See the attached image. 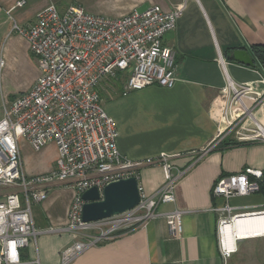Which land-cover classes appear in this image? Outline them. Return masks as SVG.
I'll use <instances>...</instances> for the list:
<instances>
[{
  "label": "crops",
  "instance_id": "crops-1",
  "mask_svg": "<svg viewBox=\"0 0 264 264\" xmlns=\"http://www.w3.org/2000/svg\"><path fill=\"white\" fill-rule=\"evenodd\" d=\"M20 1L23 4L18 5ZM181 1L0 0V85L5 90L4 102L28 91L40 73L27 39L13 30L15 23L28 27L51 3L60 10L80 4L93 14L120 17L153 4L168 11ZM164 43L176 53L178 80L173 87L155 85L123 95L126 77L119 74L106 78L99 92L101 98L102 93L107 95L103 106L115 120L121 153L132 159L167 154L172 157L173 172L184 170L175 182V202L160 203L156 208L158 213L185 210L183 232L173 235L166 218L159 215L88 247L68 264H264L263 217L249 216L239 221L235 234L255 238L239 240L230 258L221 254L214 208L224 204L225 199L213 195V186L222 175L248 166L264 171L263 143L226 146L217 137L226 73L235 83H249L264 90L263 71L228 56L230 49L264 45V0H189ZM257 115L259 119L264 116ZM18 143L26 176L48 174L54 169V143L38 151L24 137ZM138 179L144 192L153 194L164 182L163 168L144 166ZM74 196L69 181H56L48 187L46 198L32 205L34 222L41 233L21 250L18 264H61L63 251L82 240L79 234L63 229L69 223ZM229 203L235 213L263 210L264 193L234 196ZM241 224L251 229L244 230Z\"/></svg>",
  "mask_w": 264,
  "mask_h": 264
},
{
  "label": "built area",
  "instance_id": "built-area-1",
  "mask_svg": "<svg viewBox=\"0 0 264 264\" xmlns=\"http://www.w3.org/2000/svg\"><path fill=\"white\" fill-rule=\"evenodd\" d=\"M188 1L182 0L168 11L153 4L120 17L93 14L80 4L60 10L51 3L28 27L13 25V30L27 39L40 73L28 91L7 103L0 120V264L20 263L21 250L41 233L32 205L44 200L48 187L56 181H69L75 189L69 223L63 229L82 237L63 251L61 264L159 215L166 218L173 235L182 234L186 211L175 208L158 213L156 208L160 203L175 202V182L184 170L173 172L175 166L167 154L132 159L121 153L119 132L103 106L99 86L106 78L123 74V95L155 85L173 87L178 80L176 53L164 43V37L176 27ZM21 4L23 1L18 2ZM221 63L225 64L223 58ZM225 76L219 141L230 137L264 144V116L257 117L264 104V90L235 83L227 73ZM239 106L243 108L236 110ZM20 137L36 151L50 142L55 144L57 159L50 173L26 176ZM147 165L161 166L164 171V182L155 193H145L140 185L141 200L133 209L97 221L82 220L81 195L87 188L97 186L102 191L110 181L138 178L140 169ZM263 177L262 169L248 166L220 176L213 186V195L225 199L214 208L218 213V246L225 259L237 251L241 240L234 235L231 243L226 230L245 214L235 213L229 200L260 192ZM246 213L264 214V209Z\"/></svg>",
  "mask_w": 264,
  "mask_h": 264
},
{
  "label": "water",
  "instance_id": "water-1",
  "mask_svg": "<svg viewBox=\"0 0 264 264\" xmlns=\"http://www.w3.org/2000/svg\"><path fill=\"white\" fill-rule=\"evenodd\" d=\"M233 59L247 66H254L255 62L247 49L237 48L230 54ZM84 204L82 220L97 221L120 215L134 207L141 200L139 179L136 176L120 178L107 183L102 191L97 186L87 188L81 195ZM251 213H245L242 216Z\"/></svg>",
  "mask_w": 264,
  "mask_h": 264
},
{
  "label": "trees",
  "instance_id": "trees-1",
  "mask_svg": "<svg viewBox=\"0 0 264 264\" xmlns=\"http://www.w3.org/2000/svg\"><path fill=\"white\" fill-rule=\"evenodd\" d=\"M232 51L233 49H230L228 52V56L231 59H233V57L230 55ZM247 51L249 52V54L251 55V57L253 58L255 62V65L253 67H256L264 72V45L259 44V43L252 44L247 48ZM221 144L226 145V146H234V145H241L245 143L238 142V141L231 140V139H224L221 141ZM261 191L264 193V177H263V182L261 185Z\"/></svg>",
  "mask_w": 264,
  "mask_h": 264
},
{
  "label": "bare ground",
  "instance_id": "bare-ground-1",
  "mask_svg": "<svg viewBox=\"0 0 264 264\" xmlns=\"http://www.w3.org/2000/svg\"><path fill=\"white\" fill-rule=\"evenodd\" d=\"M243 100H244L245 102L248 101L247 97H244ZM243 106H244V105H243ZM243 106H239V107H237L236 110H241V109L243 108ZM260 110H262V112H260ZM260 110H259L258 113L264 115V104L262 105V107L260 108ZM249 216H258V217H263V218H264V214H257V213L246 214V215H244V216H240V217H238V218L236 219L235 224L232 225V226H229V227L227 228V230H226L227 237H228L229 241H231V243H233L234 235H236L234 231H235V229L237 228V225H239V221H241V220H243L244 218L249 217ZM108 218H109V217H108ZM242 226H243V229H244V230H249V229H251L249 226H246V225L244 226V224H241V225H240V227H242ZM238 237L241 238V239H244V238H249L250 236L242 238V237H240V236L238 235Z\"/></svg>",
  "mask_w": 264,
  "mask_h": 264
},
{
  "label": "rangeland",
  "instance_id": "rangeland-1",
  "mask_svg": "<svg viewBox=\"0 0 264 264\" xmlns=\"http://www.w3.org/2000/svg\"><path fill=\"white\" fill-rule=\"evenodd\" d=\"M0 73H1V69H0ZM0 80H1V74H0ZM100 86H101V84H100ZM100 86H99V90L101 91L102 89H100ZM4 96H5V90H3V87H1V85H0V116L1 117L4 115L5 107L8 105V104H6L4 102ZM107 100H108L107 95L102 93V103H103V105H104L105 102H107ZM38 235H37V237H38Z\"/></svg>",
  "mask_w": 264,
  "mask_h": 264
}]
</instances>
